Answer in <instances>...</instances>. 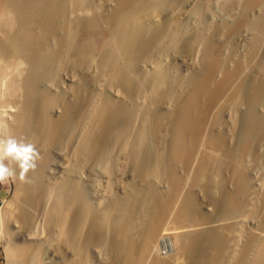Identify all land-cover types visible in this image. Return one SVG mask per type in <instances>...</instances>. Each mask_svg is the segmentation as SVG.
Here are the masks:
<instances>
[{"label": "bare ground", "instance_id": "obj_1", "mask_svg": "<svg viewBox=\"0 0 264 264\" xmlns=\"http://www.w3.org/2000/svg\"><path fill=\"white\" fill-rule=\"evenodd\" d=\"M263 33L264 0H0L11 264H264Z\"/></svg>", "mask_w": 264, "mask_h": 264}, {"label": "clouds", "instance_id": "obj_2", "mask_svg": "<svg viewBox=\"0 0 264 264\" xmlns=\"http://www.w3.org/2000/svg\"><path fill=\"white\" fill-rule=\"evenodd\" d=\"M5 128L7 124L0 122V129ZM38 156L32 142L0 132V184L23 180L35 168Z\"/></svg>", "mask_w": 264, "mask_h": 264}, {"label": "rangeland", "instance_id": "obj_3", "mask_svg": "<svg viewBox=\"0 0 264 264\" xmlns=\"http://www.w3.org/2000/svg\"><path fill=\"white\" fill-rule=\"evenodd\" d=\"M222 16V14H221ZM223 19H226L225 16L223 17ZM245 32V30H243ZM263 42H264V33H263ZM260 47V53L263 54L264 53V43H261ZM240 47V44L238 45ZM263 52V53H262ZM179 63L176 62L175 65H177ZM180 69H182V71L184 70V67H181V63L177 66ZM186 68V67H185ZM34 146L36 144H33ZM44 147L48 146L47 143H45L43 145ZM36 149V147H35ZM57 160H59L58 158H56ZM16 180L9 182L7 184H0V214H4L7 213L10 216L9 222L11 225V230H13L14 232H17L18 229L22 228V224L20 222L17 223V225H15V223H13V220H15V216L17 215V205H16V198L14 196V189H16ZM15 199V200H14ZM10 213V214H9ZM14 216V217H13ZM1 225V224H0ZM0 264H11V260H10V256L7 253V248L9 244L15 243V235H12L11 237L6 236V234L2 231V229H0ZM2 232V233H1ZM6 237H8V240L6 239ZM6 241V242H5ZM13 241V242H11ZM9 242V243H8ZM171 251V246L170 243L168 242V240L166 239L165 236H161L158 240L157 246H156V252L160 255H167L169 254ZM46 263L47 260H45Z\"/></svg>", "mask_w": 264, "mask_h": 264}]
</instances>
